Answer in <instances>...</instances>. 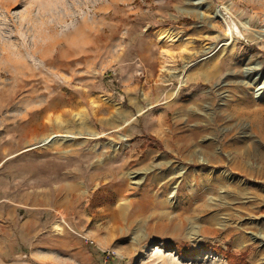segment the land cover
<instances>
[{"label": "rangeland", "instance_id": "obj_1", "mask_svg": "<svg viewBox=\"0 0 264 264\" xmlns=\"http://www.w3.org/2000/svg\"><path fill=\"white\" fill-rule=\"evenodd\" d=\"M260 30L264 0H0V264H264Z\"/></svg>", "mask_w": 264, "mask_h": 264}, {"label": "bare ground", "instance_id": "obj_2", "mask_svg": "<svg viewBox=\"0 0 264 264\" xmlns=\"http://www.w3.org/2000/svg\"><path fill=\"white\" fill-rule=\"evenodd\" d=\"M242 27L244 28V29H252L251 28V25H250V23L248 22V21H244L243 22V24H242ZM230 32V31H229ZM228 32V33H229ZM239 34V33H238ZM241 34V33H240ZM239 34V35H240ZM237 36V35H236ZM235 38V35L234 34H231L230 33V37H229V39H234ZM253 40H255V41H257V42H260V41H263L264 42V30H260V32L259 33H257V36H256V38H254ZM226 45V44H225ZM227 45H229V44H227ZM192 64V63H191ZM260 64V63H259ZM248 72V79H249V77H250V79L245 83L246 84V86H247V88L249 89L250 88V85L252 86V87H256V90H255V92H254V97H256L257 99L259 98V97H261V95H262V93H264V82L263 83H259L258 81H255L250 75H251V71L249 70V71H247ZM182 79V78H181ZM184 80V79H183ZM249 84V85H248ZM55 98V97H54ZM43 101V100H42ZM58 103H56L55 101H53V99H50V100H48L47 101V104L45 105V109L47 110L48 108H51V107H55L56 105H57ZM29 106V105H28ZM31 106H33V105H31ZM58 106V105H57ZM44 107V106H43ZM26 108V107H25ZM29 110H32V109H29ZM28 110V111H29ZM42 110V109H41ZM26 111V110H25ZM43 114V113H42ZM37 117H41L40 115L39 116H37ZM36 117V118H37ZM122 117L123 116H117L116 118H119V119H122ZM49 118H50V116H49ZM51 118H53V117H51ZM38 119V118H37ZM48 119V118H47ZM36 120V119H35ZM39 120V119H38ZM37 120V121H38ZM124 120V119H123ZM45 121H47V120H45ZM56 121H57V127L58 128H64L65 129V131H67V132H70L71 133V131H72V127H71V125L70 124H65L64 122H66V120L65 119H63L62 117H60V116H58V117H56ZM131 121V119H127V120H124V123H122V124H120V126L122 127V125H124V124H127V123H129ZM35 122V121H34ZM49 122V121H48ZM51 123V122H50ZM54 123V122H53ZM33 124V123H32ZM38 124H40L39 122H38ZM37 124V125H38ZM62 125H65V126H62ZM92 133V132H91ZM68 134V133H67ZM73 134H74V132H73ZM93 136L94 135H97V133L96 132H94L93 134H92ZM68 136V135H67ZM59 138V136L56 134H54V135H52V133H51V135H44V138L41 140V141H43V143L42 144H48V143H52V142H54V141H56L57 139ZM242 155L243 154H241V153H239L238 154V157L240 158V157H242ZM241 159V158H240ZM175 194H176V191L175 190H173V192H172V197H174L175 196ZM27 196L26 197H24V200H27ZM31 199H32V197H30ZM35 199V198H34ZM38 200H40V197H39V199ZM37 200V201H38Z\"/></svg>", "mask_w": 264, "mask_h": 264}, {"label": "trees", "instance_id": "obj_3", "mask_svg": "<svg viewBox=\"0 0 264 264\" xmlns=\"http://www.w3.org/2000/svg\"><path fill=\"white\" fill-rule=\"evenodd\" d=\"M150 141L152 143H150L149 145L152 147H158L161 145L160 141L155 137V136H150ZM202 247L208 249L211 248L214 251H218L221 252L223 254V256L231 263V264H246V255L247 253L244 252H234L232 251L230 248L228 249H223L220 246H210V244L208 243H204L202 245ZM176 249L179 253L185 255V256H192L196 253V249H194L193 247H191L188 244H181V245H177Z\"/></svg>", "mask_w": 264, "mask_h": 264}]
</instances>
